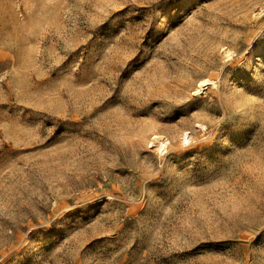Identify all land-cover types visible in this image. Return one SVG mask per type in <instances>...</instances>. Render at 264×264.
Listing matches in <instances>:
<instances>
[{
  "label": "rangeland",
  "instance_id": "374dc122",
  "mask_svg": "<svg viewBox=\"0 0 264 264\" xmlns=\"http://www.w3.org/2000/svg\"><path fill=\"white\" fill-rule=\"evenodd\" d=\"M0 61V264H264V0H0Z\"/></svg>",
  "mask_w": 264,
  "mask_h": 264
},
{
  "label": "snow or ice",
  "instance_id": "6c2138e0",
  "mask_svg": "<svg viewBox=\"0 0 264 264\" xmlns=\"http://www.w3.org/2000/svg\"><path fill=\"white\" fill-rule=\"evenodd\" d=\"M2 63H3V62L0 61V64H2ZM0 71H2V68H0ZM128 75H129L128 70H127V68H125L124 72H122V77H127ZM117 91H119V90H117ZM111 103L115 104V103H119V101L116 100V99H112V100H111ZM189 103H194V102H191V101H190ZM29 112H31V110H27V111L25 112V116L27 117V119H26L25 122L28 123V124H30V125H31V124H35V123H37V122H39V121H44V122L47 123L49 126H53L54 123H55V117H50V116H49L47 119H45V117L47 116L46 113H43V114H41V113H35V114H32V115H29V114H28ZM67 123H69V122H68V121H65V122L61 123L58 127H56V131H55L54 135H57V134H59V133L65 131V130H67V129L65 128V125H66ZM261 236H264V231H262V232L257 236V240H259Z\"/></svg>",
  "mask_w": 264,
  "mask_h": 264
},
{
  "label": "bare ground",
  "instance_id": "6f19581e",
  "mask_svg": "<svg viewBox=\"0 0 264 264\" xmlns=\"http://www.w3.org/2000/svg\"><path fill=\"white\" fill-rule=\"evenodd\" d=\"M209 83V80H202V81H200L199 82V87H202V86H205V85H207ZM166 141V140H165ZM151 142L152 143H154V142H157L158 143V145L157 146H163V147H165L164 145H165V143H164V140H163V138H161L160 136H153L152 137V139H151Z\"/></svg>",
  "mask_w": 264,
  "mask_h": 264
}]
</instances>
